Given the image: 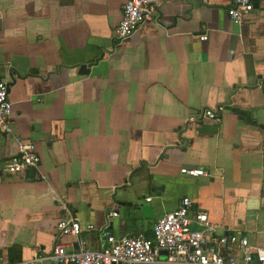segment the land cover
I'll list each match as a JSON object with an SVG mask.
<instances>
[{"label": "crops", "instance_id": "crops-1", "mask_svg": "<svg viewBox=\"0 0 264 264\" xmlns=\"http://www.w3.org/2000/svg\"><path fill=\"white\" fill-rule=\"evenodd\" d=\"M153 1L158 18L116 39L124 0H0V79L41 155L8 172L17 143L0 139V264L153 237L185 197L264 246V0L240 24L232 0ZM69 215L96 230L60 235Z\"/></svg>", "mask_w": 264, "mask_h": 264}, {"label": "built area", "instance_id": "built-area-1", "mask_svg": "<svg viewBox=\"0 0 264 264\" xmlns=\"http://www.w3.org/2000/svg\"><path fill=\"white\" fill-rule=\"evenodd\" d=\"M254 0H232L227 12L231 20L240 24L246 14L254 10ZM159 5L153 0H124L122 18L115 29L116 39H125L140 27L155 21ZM202 40L208 35L202 34ZM217 110L205 109L203 116L218 119ZM13 102L9 97L8 82L0 79V139L13 137L17 153L9 158L5 168L20 173L41 162V155L33 141L15 132ZM181 172L190 176H206L202 168L184 166ZM194 201L185 197L179 207L166 213L154 226L153 237L144 235L116 237L107 234V244L97 250L68 251L64 244H57L44 257L36 256L14 264H157L163 251L167 264H264V246H253L247 235L237 232L218 234V224L207 211L192 214ZM110 216H117L112 208ZM82 229L96 230L93 223L83 226L78 217L69 215L58 224L60 235H78Z\"/></svg>", "mask_w": 264, "mask_h": 264}, {"label": "water", "instance_id": "water-1", "mask_svg": "<svg viewBox=\"0 0 264 264\" xmlns=\"http://www.w3.org/2000/svg\"><path fill=\"white\" fill-rule=\"evenodd\" d=\"M254 5H255V7H258L259 6V4H257V3H254ZM92 64L93 63H89V64L88 63H82V64H80L79 65V74H89L90 71H91ZM8 89H10V83H8ZM122 203L123 204H128L130 206L132 205L131 202H122ZM116 211L118 212V214L120 213V209L119 208H117ZM112 222H111V224H112ZM162 253L163 254H167L166 251H163Z\"/></svg>", "mask_w": 264, "mask_h": 264}, {"label": "trees", "instance_id": "trees-1", "mask_svg": "<svg viewBox=\"0 0 264 264\" xmlns=\"http://www.w3.org/2000/svg\"><path fill=\"white\" fill-rule=\"evenodd\" d=\"M240 114H243L244 112H242V111H238ZM16 249V248H15ZM15 249H11V251L13 252V250H15Z\"/></svg>", "mask_w": 264, "mask_h": 264}]
</instances>
